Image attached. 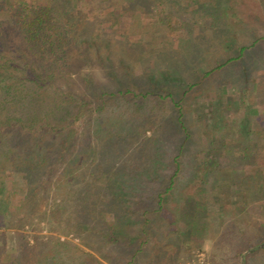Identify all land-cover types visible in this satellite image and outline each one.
<instances>
[{"label":"trees","instance_id":"trees-1","mask_svg":"<svg viewBox=\"0 0 264 264\" xmlns=\"http://www.w3.org/2000/svg\"><path fill=\"white\" fill-rule=\"evenodd\" d=\"M139 1L0 0V264L15 230V264H135L160 213L162 264H176L210 239L207 190L223 165L213 261L264 264V221L250 219L264 208V0H145L170 36L175 2L191 15L192 53L167 65L125 48ZM93 23L113 39L91 38ZM92 54L108 82L77 78ZM176 188L187 197L173 215Z\"/></svg>","mask_w":264,"mask_h":264},{"label":"rangeland","instance_id":"rangeland-1","mask_svg":"<svg viewBox=\"0 0 264 264\" xmlns=\"http://www.w3.org/2000/svg\"><path fill=\"white\" fill-rule=\"evenodd\" d=\"M176 4L173 5V12L170 13L171 18L175 21L173 24V29H176L170 36V27H168V24L166 20L159 18V13L155 14L152 12L151 7L148 5V2L145 0L138 2V7L140 9L141 15L137 18H134L133 24L131 25L129 29V35H128V42L125 44V48L128 46H133L136 44H139L140 46L146 47L143 49V52H139L141 56L147 55V52L149 51L150 54L154 53L156 54L158 51H162L160 55V58L162 59L161 64H168L170 62H174L177 60L176 51H185L186 53H192L190 50L193 48L192 44H187V38L184 40V34L185 31H187L188 27L191 24V15L189 13L188 7H183L178 5V2H175ZM214 4V2H213ZM215 7L219 8V4L216 2ZM208 17V16H207ZM210 21L208 17V22ZM95 23L91 24V27L89 30H87V34L89 36L94 37L95 40L97 38L99 39H107L111 41L113 32L110 29H105L103 26H100ZM187 28V29H186ZM187 33V32H186ZM119 39H123L122 36H119V34L115 35ZM165 37V38H164ZM166 37L168 38L166 40ZM115 47V46H114ZM121 48H124V45H116L115 50L118 51ZM190 47V48H189ZM192 47V48H191ZM102 49V48H101ZM187 49V50H186ZM145 50V51H144ZM158 57V55H155ZM154 56V57H155ZM96 54H92V61L90 62H83L82 60L76 62L74 67L79 69L77 71L76 75L79 79L80 83L82 82V77L87 75L88 73H93L96 80L100 82H106L109 80L107 77L103 74V69L101 68L97 58ZM152 60V67L155 63V59L153 56L150 57ZM78 63L79 66L78 67ZM82 63V64H81ZM134 69L137 73L141 72V62L137 61L133 64ZM262 77L261 79H264V70L261 72ZM81 78V79H80ZM108 82V81H107ZM259 110L261 113L264 114V102L259 105ZM104 125V122H102ZM110 155L115 157V153L113 151H110ZM118 155V153H117ZM222 170L219 173V177H223V179L215 180L213 182V178L218 177L216 176V173H211L209 180L212 182L209 184V188L207 190L208 198H209V214H210V220L214 222V225H212L211 232H210V239H207L202 247V249L199 248H193L190 250H187L182 253L181 257L177 260L176 264H215L213 261V250L214 246L217 243L219 234L218 230H213L215 227H217V223L219 221V208L222 203L229 202L230 200V193L229 189L225 188V184L227 185V179L224 180L228 175H230L231 171L228 168L227 165H223ZM253 166L247 167L248 169H252ZM254 170V167H253ZM221 175V176H220ZM229 182V181H228ZM187 192L183 193L181 188H176L169 196L166 198L167 205L169 206L168 209H171L172 214L177 215L179 208H181L182 204L180 202L181 199H183V195H185ZM190 194V192H188ZM186 196V195H185ZM187 197V196H186ZM186 206L188 204H184ZM256 205V204H255ZM179 207V208H178ZM44 209V208H42ZM185 209V208H184ZM251 220H261L264 221V208L256 207L251 209ZM234 216V215H233ZM232 215H229L228 217H225V221H230V218L233 217ZM244 222V223H243ZM241 221L240 225L243 226L248 221ZM177 223V221H176ZM184 218H180L177 225L179 228H182L185 225ZM213 224V223H212ZM40 225L43 226V228L40 230L42 234H46L50 232L49 225L41 223ZM168 223L166 220V217L163 213L156 214L153 216L152 221L147 226V229L150 232V241L145 247V250L143 253L140 254L135 264H162V248L163 244L166 240V238L169 235L170 230H168ZM223 227V226H222ZM221 229H219L220 231ZM172 235L176 234L173 230H171ZM15 242L10 247V251H8V254L6 256V264H15V258L16 255L22 251L23 245H24V239L26 233L22 230H15ZM259 264V262L257 263Z\"/></svg>","mask_w":264,"mask_h":264}]
</instances>
